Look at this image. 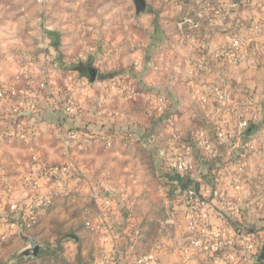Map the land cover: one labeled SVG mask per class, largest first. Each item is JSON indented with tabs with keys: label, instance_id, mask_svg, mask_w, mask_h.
<instances>
[{
	"label": "rangeland",
	"instance_id": "obj_1",
	"mask_svg": "<svg viewBox=\"0 0 264 264\" xmlns=\"http://www.w3.org/2000/svg\"><path fill=\"white\" fill-rule=\"evenodd\" d=\"M7 2H12L10 5L18 9L9 8L10 12H4ZM146 2V11L137 13L135 0H46L44 3L38 0H0V22L23 24L25 28H30L29 24L32 23L35 27L26 32L25 46L19 42V45L9 47L10 59L19 57L21 61L17 65L26 67L22 73L21 70L15 72L20 77L18 84L23 87H33L37 92L43 90L42 71L44 64H48L51 76L55 73L58 76L57 83L62 87L64 94H70L71 84L91 82L85 72L73 69L84 64L93 65L98 70L97 78L91 85L96 93L92 91L87 94L89 102L93 98L95 100V96L102 98L101 105L96 108H107L101 91L116 81L121 89L135 87L142 93L150 91L165 96L168 108L164 113L155 111L144 95L136 99L122 100L117 93L116 99L109 102L110 108L119 115H132L130 117L141 125L142 122L146 123L144 130L140 131L130 122L125 123L124 129L120 128L121 132L131 131L135 134L128 146L93 145L82 150L72 148L66 151L60 146V142L52 140L47 144L53 147L45 152L46 157H41L56 165H64L68 160L75 161L87 179L98 186L100 195L107 192L105 186L108 185H113L118 195L120 190L128 193L132 202L121 207L127 210L128 215L137 219L136 236L143 239L139 240L140 246L153 249L158 244L167 245L171 239L175 224L168 221L178 216L179 209V205L173 204L172 201L174 193L179 195L177 187L174 183H167L163 174L166 169L161 165L164 159L160 156L162 149L167 148L163 146V142L171 135L172 128L176 127L181 132L205 128L199 123L200 106L196 105L192 95L193 89L190 91L194 83L191 84L185 77L188 69L185 61L189 56L188 18L200 21L202 17L205 22L210 19L220 22L227 15L226 8L232 6L239 13L246 15L241 21L244 25L252 22L253 16L258 17L257 21L264 24V18L254 12L260 10L261 13V10H264V0ZM19 10L27 13L29 19ZM202 12H207V15L200 16ZM239 25V28L243 27L242 24ZM44 27L59 32L58 44H51L49 36L44 34ZM237 33L242 35L246 32ZM11 34L19 35L22 31L14 30ZM239 38L243 40L240 49L243 62L247 60L245 57L250 56L257 60V63L252 61L244 64L243 73L246 74L248 82L251 79L248 74L249 68H252L250 64L253 67L257 65L259 71L264 70V43L257 41L253 53L250 47L245 45L246 36ZM228 44L222 49H226ZM246 53L251 55H245ZM12 63L16 64L13 61ZM240 64L241 62L237 65ZM29 65L33 66V71L28 68ZM30 72L32 74L27 75ZM242 81L244 80L241 78L239 83L243 84ZM245 87H248L247 83ZM254 130L252 132L257 135L255 138H259L260 149L263 151L264 135L261 134L264 127L259 126ZM155 133L160 136L157 144L150 139ZM142 135L146 138L139 141ZM7 139L6 134L0 137L1 142ZM39 145L42 143H38ZM245 178L257 188L264 186V172L252 176L247 172ZM257 196L263 197L264 193L260 192ZM258 208L263 215L264 206ZM98 212V205L89 194L87 184L80 182L63 186L60 192L55 193V198L41 214L40 220L29 226H20V237L17 235L3 239L0 236V264H96L105 251L98 247L96 242V237L99 239L101 233L89 228L88 223L95 219ZM178 219L180 217H177L176 221ZM178 227H182L180 222ZM70 234L76 235L79 240L68 237ZM24 236H31L41 244L36 257L19 256L24 250L23 246H29ZM262 249L264 246H261L260 252ZM226 261L227 259H224L222 264H227ZM258 264H264V260Z\"/></svg>",
	"mask_w": 264,
	"mask_h": 264
},
{
	"label": "crops",
	"instance_id": "obj_2",
	"mask_svg": "<svg viewBox=\"0 0 264 264\" xmlns=\"http://www.w3.org/2000/svg\"><path fill=\"white\" fill-rule=\"evenodd\" d=\"M10 3L7 2L4 5V12H10L11 9L9 8H15ZM16 8L18 9V7ZM225 11L227 15L220 22L212 19L205 22L202 21V17L200 21H195L192 17L188 18L190 20L188 25L189 36L187 38L189 56L185 61V65L188 68L185 77L191 84L194 83L190 91L193 89L192 95L196 105L200 106L198 113L199 123L209 132L214 146L218 148L219 154L216 160L198 156L197 165L200 181L197 184V188L202 196L213 204V208L210 210V217L213 222L223 224L229 217L233 220V223H238L245 229L254 231L261 246H264V214L262 215L258 208L264 206V196H257L260 192L264 193V186L257 188L254 186L255 184L250 181L247 182L245 178L247 172L251 176L264 172V150L260 149L259 138H255L256 134L254 132L249 134L247 130L245 135L239 138H232L230 134L236 130L238 121L241 118H246L250 121L252 131L259 126L264 127V70L259 71L257 70V65L253 67L250 64L252 68H249L248 74L251 75V79L247 82L246 74L243 73L244 64L247 61L257 63V60L251 56L245 57L247 60L237 65L232 62L231 55L224 54L222 49L232 38L243 35L246 36L244 39L246 41L245 45H248L253 51L257 46V41L264 43V24L259 23L257 21L258 17H254L250 13L251 18L253 16V20L244 25L241 21L242 17H246V15L239 13L232 6L226 8ZM19 12L21 14L25 13L21 10ZM254 12L264 18V10H261V13L260 10H254ZM205 14L207 15V12H202L200 16ZM26 17L28 16L26 15ZM239 24H242L243 27L239 28ZM29 26L30 28L26 27V29L23 24L15 25L6 21L0 22V134L4 133L3 135H7L15 132V135L8 138L7 141L1 142L0 140V236L3 239L14 238L17 235L20 237V226L24 223L23 219H21V224L9 220L8 211L11 203L20 202L27 204L31 198L50 192L54 194L53 199L55 198L59 184L54 180L37 178L34 186L29 185L26 180L28 175L35 169V159H42V156L46 157L49 148L53 147L47 143L53 140L60 142V146H62L61 138L63 134L73 129L89 128L93 131L101 129L122 131L120 128L124 129L125 123L130 122L134 128L140 131V129L144 130L146 124L142 122L141 125L137 120L130 117L132 115L124 117L119 115L117 111H113L109 102L114 100L109 99L107 90L101 91L103 98L106 100L105 105L107 108H96L101 105L102 98L95 96V100L93 98L89 102L87 94L92 92L93 89L92 86L85 87L82 81L79 83L75 82L69 87V89L71 88L70 93L77 95L83 103L82 108L75 115L62 113L57 108L56 103L62 101L65 94L62 87L57 83L58 76H56V73L51 80V93H47L45 90L34 91L39 97V102H37L38 112L24 111L15 117L8 116L5 109L8 106H15L18 97L6 99L3 95L9 92L7 90L10 89L11 82L17 77L15 72L21 70L22 73L26 68L17 65L21 61L19 57L10 59L9 47L19 45V42L24 46L26 45V32L35 28L32 23ZM46 28L50 27H44L43 31ZM14 30L22 31V34H11L12 32L14 33ZM239 31L246 33L238 35L237 32ZM193 50L195 53H193ZM245 55L251 54L246 53ZM12 61L16 64H13ZM28 68L32 71L34 69L32 65H29ZM31 74L32 72L27 75ZM241 78L244 80L242 81L243 84L239 83ZM245 83H247V88ZM16 89L18 91L28 90V92L34 90L33 87H23L19 84H17ZM217 91L224 93L226 100L220 99L215 93ZM14 119L22 122L25 126L23 132L12 124ZM220 128H222L221 133L225 141L232 139L231 141L235 146L220 142L217 137ZM261 135H264V131ZM141 138L142 136L139 137V141H141ZM159 141L158 139L155 144L159 143ZM40 142L42 145L38 146ZM163 144L167 148H163L161 151L160 157L164 159V163L161 162V165L165 166L166 170L175 172L174 167H171L162 155L165 154V149L169 150V155L178 153V143L170 135ZM42 160L49 162L45 159ZM216 161L222 164L219 171L216 169L218 165L215 164ZM228 176L237 179L229 189V193H227V198L231 202L229 206L225 205L226 199L221 201L217 195V193L225 191ZM174 186L177 187L176 191L179 192V195L174 193L172 201L173 204L179 205L176 218L180 217V219L176 221V218H173L172 221H175V223L171 222V219L168 221L171 222L170 224H175V230H173V235L167 245L158 244L153 249H146L140 246L139 240L141 238L139 239L136 236L138 233L137 224H135L137 219L128 215L127 210L121 207L123 204L132 202L129 194L120 190L118 195L113 185L105 186L107 192H102L103 194L101 195H114L111 209L106 210L111 231L110 233H101L99 239L96 237L98 247L105 251L96 264H116L117 261L115 262L113 249H118L119 251L120 264H133L138 256L149 252L156 254L159 264H215L213 259L204 258L191 246L188 234L184 229L182 213L185 205L180 195V187ZM233 209L236 210V216H232V213H234ZM41 218V215L37 217L38 220ZM178 222H180L182 227H178ZM238 227L240 226L231 225V232L234 233L239 230L240 228ZM25 247L23 246V248Z\"/></svg>",
	"mask_w": 264,
	"mask_h": 264
},
{
	"label": "built area",
	"instance_id": "obj_3",
	"mask_svg": "<svg viewBox=\"0 0 264 264\" xmlns=\"http://www.w3.org/2000/svg\"><path fill=\"white\" fill-rule=\"evenodd\" d=\"M40 3L46 2V0H38ZM190 21V20H189ZM243 45V40L239 37H234L229 42L223 53L231 55L232 62L238 64L243 62V57L240 54V49ZM47 58V57H46ZM251 63L250 61H247ZM43 79L41 81V87L47 93H51V70L48 64H44L42 71ZM20 77L17 76L10 84V89L7 90L5 95L6 99H13L18 97L15 106L7 107L5 111L8 116L15 117L24 111L38 112L37 102L39 97L34 90L28 92V90H17L16 86L19 83ZM84 82L85 87L91 86L92 82L87 84ZM118 82L110 85L107 90L108 97L111 100H115V94H119V99H136L140 95H144L150 102L152 108L158 113H164L168 108L166 104V98L163 94H153L150 91L140 92L135 87L129 89H121L117 86ZM102 85V83H99ZM220 99L226 100L224 93L215 92ZM215 94V95H216ZM216 95V96H217ZM82 102L73 93L64 95L63 100L57 102V108L62 113L68 115H75L82 108ZM12 124L16 125L23 132L24 125L17 119L12 121ZM250 125V121L246 118H241L238 121L236 130L230 134L232 138L243 137ZM20 132V134H21ZM222 128L219 129L217 137L222 143H229L230 146H235L231 140L225 141L223 138ZM4 134V133H3ZM0 134L1 136H4ZM15 135L7 134L8 138ZM172 138L178 143L179 152L173 155H169L167 149L164 157L171 167H174L175 172L180 175L183 180H186V187H182L179 181L173 183L180 187V195L184 202L185 208L182 213L184 229L188 234L191 246L204 258L213 259L215 264H222L224 259H227V264H255L258 260L257 257L260 253L261 244L257 239L254 231L249 229H239L232 233L230 226L233 225V220L229 217L223 224H217L212 221L210 217V210L213 208V204L210 200L204 198L197 188V184L200 181V174L198 172L197 160L198 156L205 159H214L218 157V148L214 146L209 132L205 128L197 129L190 132H181L180 129L172 128ZM135 138V134L131 131H114L111 129H101L99 131H93L89 128L68 130L63 134L61 138L62 147L66 151L72 148L86 149L93 145H102L104 147L114 146H128ZM151 141L157 142L160 136L152 134L150 136ZM173 156V157H172ZM216 161L218 164L216 169H221L222 164ZM35 169L28 175L27 182L29 185L34 186L37 178H44L47 180H54L59 184V188L56 192H60L62 187L70 186L73 183L84 182L88 185L89 194L96 201L99 212L95 219L88 223L89 228L100 233H110L111 225L106 215V210L111 209L113 194L101 196L98 190V186L87 179L82 170L77 166L73 160H68L63 163L64 165H56L43 161L42 159H35ZM54 176L55 178H52ZM237 181L236 178L228 176L226 181V189L221 193H217L219 199L224 201L225 205H230V201L227 198V193L233 184ZM183 188V189H181ZM53 193H47L42 196H35L31 198L29 203L23 204L20 202H14L9 205V213L16 215L23 219L25 225H32L36 222L37 217L41 215L52 203ZM232 216H236V210L233 209ZM173 219H171V222ZM115 254V262L119 263L120 255L118 249H113ZM256 260V262H255ZM255 262V263H254ZM133 264H159L157 256L154 252H149L144 255L138 256ZM162 264V263H160Z\"/></svg>",
	"mask_w": 264,
	"mask_h": 264
},
{
	"label": "water",
	"instance_id": "obj_4",
	"mask_svg": "<svg viewBox=\"0 0 264 264\" xmlns=\"http://www.w3.org/2000/svg\"><path fill=\"white\" fill-rule=\"evenodd\" d=\"M135 4H136L137 13L146 11V8H147L146 0H135ZM44 33L47 36H49L52 45H56L59 43L60 34L58 31L51 29V28H46ZM73 69L82 71L83 73L85 72V75H88L91 82H94L95 79L97 78L98 70L92 65L88 66V65L80 64V65L73 67ZM251 132H252V128L250 127L248 129V133H251ZM185 181L186 180H184V182ZM68 237H73L76 240H79V238L74 234H70L68 235ZM24 238L29 242V246L25 247L24 250L19 254V256L24 255V256L36 257L40 252L41 244H39L31 236H24ZM257 260L259 262L264 260V249L261 250L260 255L257 257Z\"/></svg>",
	"mask_w": 264,
	"mask_h": 264
},
{
	"label": "trees",
	"instance_id": "obj_5",
	"mask_svg": "<svg viewBox=\"0 0 264 264\" xmlns=\"http://www.w3.org/2000/svg\"><path fill=\"white\" fill-rule=\"evenodd\" d=\"M112 80V79H111ZM117 82V81H116ZM151 133H153V132H151ZM151 133H149V134H151ZM156 134V133H155ZM143 137L141 138V141H143V139H145L146 137L144 136V135H142ZM163 174L165 175V178L167 179V183H170L171 184V182L172 181H179V184L184 188V187H186V183L184 182V180H183V178L180 176V175H178L176 172H174V171H169V170H163ZM52 178H55L54 176H52ZM8 218H9V220L10 221H12V222H17V223H19V224H21V218L20 217H16V216H14V215H12V214H10L9 213V211H8ZM38 220V219H37ZM37 220H36V222H37ZM35 224V223H34ZM235 226H240V227H238V228H240V229H245L242 225H239L238 223H233ZM247 229V228H246ZM261 262V261H260ZM259 261H257L256 263L258 264V263H260Z\"/></svg>",
	"mask_w": 264,
	"mask_h": 264
}]
</instances>
